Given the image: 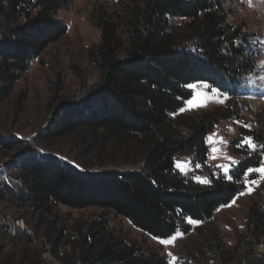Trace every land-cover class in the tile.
<instances>
[{"label":"rangeland","instance_id":"374dc122","mask_svg":"<svg viewBox=\"0 0 264 264\" xmlns=\"http://www.w3.org/2000/svg\"><path fill=\"white\" fill-rule=\"evenodd\" d=\"M31 1L0 0V34L24 22V13L33 12ZM57 1L61 8L56 17L66 25V33L29 63L8 94L0 83V264H92L109 246L132 248L136 257L158 253L166 257L167 264H248L264 253V237L253 240L245 230L251 203L264 200V176L247 174V170L264 166V154L259 165L245 171L237 195L219 207L210 221L190 224L187 218L186 231L177 229L166 239L148 235L109 209L72 208L60 203L16 206L5 187L21 190L15 160L27 149L88 171H137L156 134L165 132L163 127L148 135H114L79 128L52 137L51 119L58 106L82 99L100 83V71L88 58L89 51L100 43L99 18L121 12L118 0ZM222 1L227 25L246 36L256 63L236 92L218 88L226 99L202 82L189 84L191 97L172 115L185 117L183 127L172 126L176 136L187 135V126H195L203 113L218 120L205 137L204 162L192 152L173 163L174 171L187 181L204 186L220 176L229 179L218 166L229 167L231 177L243 157L264 149V0ZM199 26V20L172 19L170 23L173 37L192 50ZM126 46L124 41L117 53L119 59L125 57ZM244 137L252 138L255 150L246 144L237 146ZM11 140L16 144L8 148L4 142ZM201 179L209 183H201ZM252 180L256 183L245 184Z\"/></svg>","mask_w":264,"mask_h":264},{"label":"trees","instance_id":"16d2710c","mask_svg":"<svg viewBox=\"0 0 264 264\" xmlns=\"http://www.w3.org/2000/svg\"><path fill=\"white\" fill-rule=\"evenodd\" d=\"M118 4L121 12L99 18L100 43L88 53L100 71L99 85L82 99L58 106L51 135L79 128L114 135H148L163 127L165 132L156 134L137 171H88L27 149L15 160L21 190L5 188L18 207L60 203L109 209L148 235L166 239L177 229L186 231L187 218L210 221L242 188L245 171L260 163L264 149L243 157L231 179L220 176L206 186L187 181L173 169L174 160L184 154L193 152L197 160L205 161V137L218 122L203 113L195 126H187V135L172 134V126H184V116L172 115L191 97L187 86L207 82L236 92L244 75L255 70V53L241 30L227 25L222 0H118ZM30 6L32 13L21 11L22 24L0 34V83L5 94L29 63L67 31L56 17L59 1L33 0ZM172 19L200 21L193 50L173 37ZM124 41L125 57L119 59ZM4 144L12 148L16 143ZM245 230L253 240L264 237V200L251 203ZM92 264H167V260L158 253L136 257L132 248L109 246ZM248 264H264V253Z\"/></svg>","mask_w":264,"mask_h":264},{"label":"snow or ice","instance_id":"6c2138e0","mask_svg":"<svg viewBox=\"0 0 264 264\" xmlns=\"http://www.w3.org/2000/svg\"><path fill=\"white\" fill-rule=\"evenodd\" d=\"M202 83L205 84V87H206V88L211 87L212 92L217 93L218 96L223 95L225 99L227 98L226 95L223 94V93H221L220 90H219L217 87H213V86L209 85L207 82H202ZM220 102L222 103L223 100H221ZM189 103H191V101H190ZM200 106H205V105H200ZM245 127H250V126L245 125ZM245 144H246L250 149H252V150H255L256 147H257V145H255V144L252 142V138H251V137H244L243 140L241 141V143H240L239 145H237V146H238V147H243ZM228 159L231 160V157H228ZM233 163H235V161H233ZM218 167H221V169H222V171L224 172L225 176L228 177L229 179H231V177L229 176V172H230V168H229V167H224V166H218ZM252 172H258V173L261 174V176H264V166H261V167L255 168V169H253V168H249V169L247 170V174H250V173H252ZM200 182H201V183H209L206 179H201ZM249 183H251V184H255L256 181H255V180H252L251 182H249V181H245V184H246V185H248ZM229 206H230V205H229ZM188 223H190V224H191V223H199V221H195V222H194V221L191 220V218H189V219H188ZM160 243H162V244H166V243H171V241H169V240H160ZM168 255H171V254H168ZM174 259H175V258H173V260H174Z\"/></svg>","mask_w":264,"mask_h":264}]
</instances>
